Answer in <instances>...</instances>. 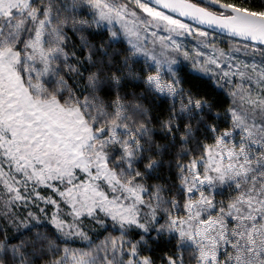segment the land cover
<instances>
[{"label": "snow or ice", "instance_id": "obj_1", "mask_svg": "<svg viewBox=\"0 0 264 264\" xmlns=\"http://www.w3.org/2000/svg\"><path fill=\"white\" fill-rule=\"evenodd\" d=\"M0 264H264V0H0Z\"/></svg>", "mask_w": 264, "mask_h": 264}]
</instances>
